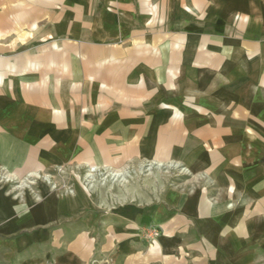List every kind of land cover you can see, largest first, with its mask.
<instances>
[{
  "label": "crops",
  "instance_id": "crops-1",
  "mask_svg": "<svg viewBox=\"0 0 264 264\" xmlns=\"http://www.w3.org/2000/svg\"><path fill=\"white\" fill-rule=\"evenodd\" d=\"M107 261L264 264V0H0V264Z\"/></svg>",
  "mask_w": 264,
  "mask_h": 264
},
{
  "label": "rangeland",
  "instance_id": "rangeland-1",
  "mask_svg": "<svg viewBox=\"0 0 264 264\" xmlns=\"http://www.w3.org/2000/svg\"><path fill=\"white\" fill-rule=\"evenodd\" d=\"M133 169L137 172L129 173ZM149 171H152V173ZM182 173V170L175 166L163 168L144 164L125 171L113 169L90 170L89 167L70 166L59 168L53 171L50 176H47L48 178L40 179H48L47 181L56 187L63 186V184L68 186L74 184L83 185L89 188L98 200L110 201L113 197L127 196L129 187L155 185L159 182L171 183L177 180V175H183ZM23 180L33 179L27 178Z\"/></svg>",
  "mask_w": 264,
  "mask_h": 264
},
{
  "label": "built area",
  "instance_id": "built-area-1",
  "mask_svg": "<svg viewBox=\"0 0 264 264\" xmlns=\"http://www.w3.org/2000/svg\"><path fill=\"white\" fill-rule=\"evenodd\" d=\"M151 233H152V235H153V234H156V231H155V230H152ZM106 264H114V263H113L112 261H107Z\"/></svg>",
  "mask_w": 264,
  "mask_h": 264
},
{
  "label": "bare ground",
  "instance_id": "bare-ground-1",
  "mask_svg": "<svg viewBox=\"0 0 264 264\" xmlns=\"http://www.w3.org/2000/svg\"><path fill=\"white\" fill-rule=\"evenodd\" d=\"M90 170H94V168L90 169Z\"/></svg>",
  "mask_w": 264,
  "mask_h": 264
}]
</instances>
